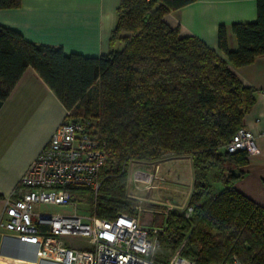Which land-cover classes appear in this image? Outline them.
Segmentation results:
<instances>
[{"label": "trees", "instance_id": "obj_1", "mask_svg": "<svg viewBox=\"0 0 264 264\" xmlns=\"http://www.w3.org/2000/svg\"><path fill=\"white\" fill-rule=\"evenodd\" d=\"M194 1L122 0L111 45L123 46L102 56L66 53L0 27V108L33 67L72 118L90 123L109 157L99 190L75 191L90 193L91 214L98 217L137 215L136 198L128 190L131 164L190 158L192 214L187 216L188 208L165 209L162 229L151 235L197 264L234 258L264 264V206L235 187L250 154L227 148L255 104L256 90L201 39L182 36L167 23V14ZM21 4L0 0V9ZM232 30L238 48H230L228 30L221 26L220 49L236 67L252 64L264 54V0H258L257 21L235 23ZM216 182L224 188L212 194Z\"/></svg>", "mask_w": 264, "mask_h": 264}, {"label": "crops", "instance_id": "obj_2", "mask_svg": "<svg viewBox=\"0 0 264 264\" xmlns=\"http://www.w3.org/2000/svg\"><path fill=\"white\" fill-rule=\"evenodd\" d=\"M121 1L22 0L19 8L0 9V27L16 29L38 44L61 46L66 53L102 56L118 48V44L111 45V36L116 28ZM165 19L171 27L178 28L182 36L201 39L228 61L245 85L256 90V102L246 114L243 126L257 136L260 153L251 156L244 168L246 174L236 181L235 187L264 206V54L252 64L236 67L219 46V29L225 26L230 48H238L232 26L258 20V0H196L170 12ZM66 114L67 108L36 69L27 68L0 108V195L3 196L0 217L6 199L23 193V175L65 120ZM175 162L176 159H172L149 164L152 172L147 175L151 176L140 177L139 181L144 183L140 190L146 188L156 200L163 198V186L171 184L175 187V182L167 178L170 170L167 164ZM258 164H262L261 175L254 172ZM193 184L194 168L191 187ZM191 187H188L191 192L188 202L193 193ZM64 240L72 248L92 247L91 240L86 237L67 236ZM36 254L33 245L23 244L12 236L0 238V264H21L19 259L34 260ZM40 264L63 263L43 260Z\"/></svg>", "mask_w": 264, "mask_h": 264}, {"label": "built area", "instance_id": "obj_3", "mask_svg": "<svg viewBox=\"0 0 264 264\" xmlns=\"http://www.w3.org/2000/svg\"><path fill=\"white\" fill-rule=\"evenodd\" d=\"M227 148L230 152L260 153L257 136L244 126L237 130ZM108 157L106 143L94 136L90 123L84 118H72L67 111L65 120L23 175V193L6 199L0 217V238L12 236L36 247V258L19 259L21 264H40L43 260L63 264H165L154 257L157 244L151 230L158 229H148L137 216L120 214L103 218L79 213L80 200L75 189L83 187L97 192L101 186V169ZM40 204L71 211L38 210ZM173 208L169 202L167 209ZM192 212L193 207H188L187 216ZM67 236L86 237L92 247H69L64 240ZM171 264L197 263L178 254ZM212 264L242 262L234 258Z\"/></svg>", "mask_w": 264, "mask_h": 264}, {"label": "rangeland", "instance_id": "obj_4", "mask_svg": "<svg viewBox=\"0 0 264 264\" xmlns=\"http://www.w3.org/2000/svg\"><path fill=\"white\" fill-rule=\"evenodd\" d=\"M123 45L121 43H118V48H121ZM92 97L96 101L95 98H97V91L94 89L91 93ZM92 122H96V119L94 118ZM251 156H249V160H251ZM166 158V157H165ZM176 159L175 164H167L170 165V170L167 172V178L171 182H175V187L173 185L163 186L162 191L164 193L163 198H159L156 200L155 196L151 194V192L145 188L142 191L140 190V186H144V183H141L139 181L140 177L144 176H151L147 175L148 172H152L151 166L149 164H138L134 163L131 164L128 168V190L129 195L136 198L135 201V207L139 208V211L137 212V217L139 219L140 224H143L148 229H162L161 225L165 218V215L163 214V211L167 209L169 202L174 207H177L181 210H185L188 208V199L190 189L188 187L192 186L193 183V164L192 160H190L187 157L182 158H174ZM172 160V159H168ZM164 160V161H168ZM163 161V162H164ZM170 163V162H169ZM263 164V163H262ZM262 164H258L255 169V173L261 175L262 174ZM167 165L165 167H167ZM212 190L211 193L220 192L219 190H222L224 188V185L222 183H212ZM169 187V188H168ZM193 187H191L192 190ZM222 188V189H221ZM189 191V193H188ZM77 198L80 200L79 203V213L87 216L91 214V203H90V193L88 191H79L76 194ZM169 199V200H167ZM179 203V205L175 204ZM38 210L43 211H52L54 213L57 212H66L69 213L71 211L70 208H64L57 205H47V204H40L37 206ZM161 231V230H160ZM157 233V232H155ZM153 238L155 241L157 240V237L155 234H153ZM156 250L154 253V257L156 260L165 263V264H171V261L173 258L178 255L179 253L177 251H174L171 247L167 246L166 244H158L156 241Z\"/></svg>", "mask_w": 264, "mask_h": 264}]
</instances>
